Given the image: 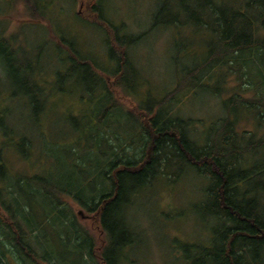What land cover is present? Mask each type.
<instances>
[{
  "label": "trees",
  "instance_id": "1",
  "mask_svg": "<svg viewBox=\"0 0 264 264\" xmlns=\"http://www.w3.org/2000/svg\"><path fill=\"white\" fill-rule=\"evenodd\" d=\"M180 1L189 21L175 14L167 17L163 2L152 30L173 28L180 50L186 51L194 43L185 30L191 36L203 31L206 38L209 35L206 54L192 69L178 73L177 85L163 97L143 100L128 110L122 98L137 95L131 71L144 82L130 49L146 33L127 35L123 27L103 20L98 5L93 11L110 37L104 52L81 50L74 40L59 37L54 53L46 57L41 47L30 49L35 53L32 68L7 61L9 68L26 76L22 96L32 107L44 103L46 111L52 94L80 88L79 101L95 104L81 108L78 125L62 137L65 142L51 135L49 148L41 121L36 138L19 135L18 144L11 138L13 129L1 125L0 113V264H58L59 255L36 238L47 224L59 235L66 258L69 246L81 252L80 264H96L93 255L108 261L131 234L124 207L140 190L172 183L189 171L205 188L195 208L215 223L208 241L183 248L185 259L192 264H264V0ZM33 16L46 18L41 11ZM21 45L6 27L0 29V60L23 57L27 48ZM45 58H58L60 66L52 67ZM223 69L246 81L247 89L238 88L223 100L226 115L196 136L192 123L171 111V102L190 89L223 91ZM42 70L52 73L53 84L42 78ZM245 92L252 97L246 98ZM35 146L39 152L33 155ZM41 157L49 164L47 170L41 168ZM15 163L24 166L16 170ZM177 163L180 173L171 170ZM73 203L97 220V235L103 232L105 238L97 241L78 221ZM103 239L107 244L98 251Z\"/></svg>",
  "mask_w": 264,
  "mask_h": 264
},
{
  "label": "rangeland",
  "instance_id": "2",
  "mask_svg": "<svg viewBox=\"0 0 264 264\" xmlns=\"http://www.w3.org/2000/svg\"><path fill=\"white\" fill-rule=\"evenodd\" d=\"M89 2L90 4L88 0H0V29L6 27L8 34L19 41V44L22 43L21 46L27 48L23 57L17 58L14 55L6 61L0 60L1 125L13 129L11 138L18 144L19 135L36 138L37 121H41L42 128L46 129L47 148L52 136L59 143L65 142L62 137L78 125L76 115L80 113L81 108L82 111L92 109L95 103L92 102L89 106L86 102H80L77 97L80 88L79 92L52 94L53 97L46 111L44 103L38 102L37 107H32L30 100L22 96L23 81L26 76L18 74L12 67L9 68L10 63L7 61H14L18 65L23 62L25 65L30 64L32 68L35 53L30 52V49L34 48L36 51L41 47L44 53L42 57H46L60 43L59 37H64L68 41L74 40L81 50L104 52L103 45L106 44L107 39L110 41V37L101 28L103 26L100 24L98 13L93 11L95 5L99 6L103 20L123 27V32L127 35L146 33L138 45L130 49V55L136 61L144 82H140L141 79L131 71L130 81L137 95L134 97L132 95V100L122 98L125 110L140 104L143 100L163 97L175 88V84L177 85L176 75L182 74L183 70L192 69L206 54L209 35L206 38L203 31L200 32V37L191 36L189 30H185V36L194 43L186 51L180 50L181 45L178 44V39L175 40L173 28L157 27L152 30L155 14L159 12L163 2L167 3V17L172 14L186 17V6L184 8L180 0H100V2L89 0ZM25 3L28 4L27 8ZM35 7L39 11L34 10ZM40 11L46 18L43 16L39 17V20L35 19L33 14ZM188 38L184 40L187 42ZM188 51L192 55L187 54ZM197 55L200 58H196ZM55 58L51 62L45 58V62L51 63L52 67H58L60 61ZM192 58L196 59L191 60ZM41 72L42 78L53 84L52 73L46 70ZM222 72L227 75L223 91L220 92V89L213 91L210 87L198 88L195 91L190 89L179 94L171 102V111L177 112L185 120L188 119L195 127L196 136L203 135V131L211 122L226 115L222 105L223 100L232 96L238 88L247 89L246 81L243 83L235 75H228L226 69ZM250 72L254 78V67H250ZM212 75L210 74V77ZM243 95L250 98L253 94L245 92ZM247 113L252 112L247 111ZM71 118L75 119L72 121ZM243 124L248 123L243 121ZM37 147L32 149L33 155L39 152ZM37 157L33 159L34 162ZM41 158V168L47 170L49 164L47 160ZM65 158L64 156L63 159ZM14 166L16 170H20L24 165ZM180 167L177 163V166L173 165L171 170L180 173ZM204 189L203 180L189 171L172 183L162 181L151 188L140 190L134 201L124 207L127 208L124 211L127 213V221L131 228L128 239L133 241L130 246V258L137 262L142 259L145 264H192L185 259L183 248L208 241L212 222L215 223L212 218H202L199 210L195 208L204 198ZM72 206L78 221L95 235L97 241L99 238L102 239L97 235L100 228L94 226L97 220L92 215L86 214L76 203ZM36 238L46 242V247L59 255L58 264L68 259L65 257L64 245L58 243L59 235L52 225H44Z\"/></svg>",
  "mask_w": 264,
  "mask_h": 264
},
{
  "label": "flooded vegetation",
  "instance_id": "3",
  "mask_svg": "<svg viewBox=\"0 0 264 264\" xmlns=\"http://www.w3.org/2000/svg\"><path fill=\"white\" fill-rule=\"evenodd\" d=\"M95 236V235H94ZM101 237L105 238V234L103 232H101ZM128 236H126L123 240V243L121 245H123V248H126V250H121L117 253L116 256H111L110 259L108 261H106L102 255H98V256H94V261L96 264H145L144 260L141 259V261L137 262V260L130 258V246H132V243H128L127 241ZM104 240V239H103ZM126 241V242H125ZM99 243H101V247L97 246V249L99 248L98 251H100V249L106 246L105 244V240L104 241H99ZM68 248V252H69V259L64 261V264H80V262L78 261L79 259V255L81 254V252H79L78 250L73 249L72 247L66 246Z\"/></svg>",
  "mask_w": 264,
  "mask_h": 264
}]
</instances>
